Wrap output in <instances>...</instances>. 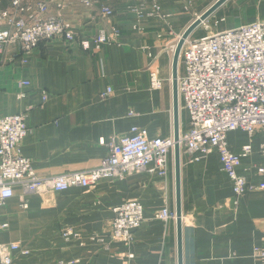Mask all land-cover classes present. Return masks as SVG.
I'll return each mask as SVG.
<instances>
[{
    "label": "crops",
    "instance_id": "crops-1",
    "mask_svg": "<svg viewBox=\"0 0 264 264\" xmlns=\"http://www.w3.org/2000/svg\"><path fill=\"white\" fill-rule=\"evenodd\" d=\"M138 1L111 2L109 24L76 1L63 10L81 37L120 28L117 43L83 50L57 39L41 43L26 57L18 45L0 55V117L26 111L30 131L21 150L39 175L98 167L109 154L111 139L136 126L151 138L174 135V53L184 31L216 0H161L168 18L139 22L128 10ZM218 19L225 20L216 31L264 20V0H227L209 17L212 24ZM151 65L164 79L159 90L151 88ZM178 73H184L182 60ZM109 87L113 94L101 99ZM182 106L179 94V127L186 131L190 119ZM228 141L235 153L252 147L237 171L255 186L264 182L257 172L263 162L262 133L250 137L243 130L231 131ZM180 162L183 263L263 264L255 251L264 238V189L250 191L233 209L232 181L217 153L191 163L181 150ZM21 199L16 187L14 196L0 205V245L20 243L29 250L14 251L12 264H122L127 253L133 254L131 264H179L177 219L156 218L163 209L177 211L174 153L166 177L136 173L103 179L88 190L76 186L30 194L27 208ZM129 201L142 204L145 220L126 246L110 235L114 208ZM67 231L73 234L66 237Z\"/></svg>",
    "mask_w": 264,
    "mask_h": 264
},
{
    "label": "built area",
    "instance_id": "built-area-1",
    "mask_svg": "<svg viewBox=\"0 0 264 264\" xmlns=\"http://www.w3.org/2000/svg\"><path fill=\"white\" fill-rule=\"evenodd\" d=\"M76 1L96 10L109 24L114 15L113 1L121 0H0V55L11 45H18L24 57L29 56L43 42L61 39L68 46L77 45L83 50L100 49L104 44L118 42L120 28L101 29L91 38L81 37L72 24L64 19L63 10ZM54 13H51L52 7ZM137 21L146 18L166 20L161 0H139L129 5ZM225 19L212 24L209 18L200 25L207 34L186 39L180 54L184 73L178 75V91L183 98V109L189 114V128L181 131L178 143L189 155L191 163L217 153L224 171L232 181L234 196L232 208L236 209L242 197L255 186L237 171L242 158L251 153L246 145L241 153L229 147L228 133L243 130L254 137L262 133L260 153L263 158L257 172L264 177V20L213 31ZM175 50V45L171 46ZM26 61V59L24 58ZM151 88H163L164 79L159 72L149 68ZM27 83L21 82L24 86ZM24 92L19 94L24 96ZM113 94L109 87L101 99ZM27 113L0 117V205L22 190V207L27 208V195H44L62 192L71 187L91 189L103 179L121 180L128 175L148 173L166 177L171 154L177 143L175 135L151 138L146 129L133 127L129 134L112 138L109 154L101 164L85 171L60 175L41 176L32 160L23 155L21 147L30 129ZM111 239L130 246L135 230L144 222L143 206L138 201L125 202L114 208ZM162 220L177 219L176 213L163 209L156 214ZM73 234L65 232V236ZM77 235V234H75ZM22 250L20 243L0 245L3 264H12L14 251ZM29 250L23 249L27 254ZM264 264V238L256 249ZM133 254L127 253L122 264H131Z\"/></svg>",
    "mask_w": 264,
    "mask_h": 264
},
{
    "label": "water",
    "instance_id": "water-1",
    "mask_svg": "<svg viewBox=\"0 0 264 264\" xmlns=\"http://www.w3.org/2000/svg\"><path fill=\"white\" fill-rule=\"evenodd\" d=\"M227 0H216L205 12L199 15L184 31L181 38L178 41L173 61V76L172 81L174 83V119H175V139L177 141L175 145L174 155L176 161V177H177V225H178V261L179 264L183 263V242H182V233H183V212L181 206V179H180V155L181 147L178 143L180 136V127H179V91H178V66L180 61L181 49L186 41L189 38L193 31L198 28L203 21L207 20L211 15H213L218 8H220Z\"/></svg>",
    "mask_w": 264,
    "mask_h": 264
},
{
    "label": "rangeland",
    "instance_id": "rangeland-1",
    "mask_svg": "<svg viewBox=\"0 0 264 264\" xmlns=\"http://www.w3.org/2000/svg\"><path fill=\"white\" fill-rule=\"evenodd\" d=\"M5 3L7 4V0H5ZM213 31H216V28H214ZM195 32L196 33L193 36L191 35L192 38H199L207 34L201 26H199Z\"/></svg>",
    "mask_w": 264,
    "mask_h": 264
}]
</instances>
